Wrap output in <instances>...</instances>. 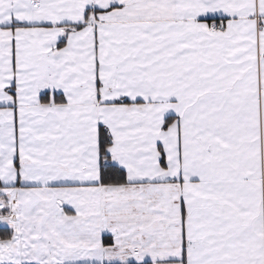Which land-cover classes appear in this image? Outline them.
<instances>
[{"label": "snow or ice", "instance_id": "obj_1", "mask_svg": "<svg viewBox=\"0 0 264 264\" xmlns=\"http://www.w3.org/2000/svg\"><path fill=\"white\" fill-rule=\"evenodd\" d=\"M0 264H264V0H0Z\"/></svg>", "mask_w": 264, "mask_h": 264}]
</instances>
